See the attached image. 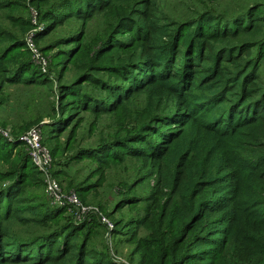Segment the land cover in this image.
Masks as SVG:
<instances>
[{"label":"trees","instance_id":"1","mask_svg":"<svg viewBox=\"0 0 264 264\" xmlns=\"http://www.w3.org/2000/svg\"><path fill=\"white\" fill-rule=\"evenodd\" d=\"M42 15L48 22L81 20L64 37L79 44L67 59L78 71L72 81L58 82L59 120L49 124H64L54 134L69 127L63 151L76 138L80 121L73 119L79 111L119 114L116 120L127 124V135L99 138L95 148H80L72 158L85 153L107 165L121 155L119 146L146 159L155 169L154 192H163L160 222L178 226L181 242L196 227L206 228L208 234L194 239L195 259L208 255L212 264H223L226 256H234L241 260L232 264H264V87L255 65L260 59L248 45L255 39L231 41L255 36L264 14L249 13L240 24L239 18L205 11L172 29L171 21L161 20L155 0H61ZM100 16L103 22L91 31L89 22ZM80 52L91 58L83 68ZM105 56L109 59L98 62ZM102 73L116 79L108 85ZM90 83L102 94H88L84 88ZM140 96L142 107L134 105ZM66 97L76 112L62 109ZM27 162L37 169L29 154ZM21 172L9 173V183L0 188V264H88L85 244L72 241L77 226L71 220L57 230L46 226L53 213L23 215L16 205L23 198ZM91 186L77 185L75 191L78 195ZM60 209L65 210L54 208ZM26 211L37 213L35 207ZM16 227L32 233L23 235ZM58 239L63 243L55 245Z\"/></svg>","mask_w":264,"mask_h":264},{"label":"rangeland","instance_id":"2","mask_svg":"<svg viewBox=\"0 0 264 264\" xmlns=\"http://www.w3.org/2000/svg\"><path fill=\"white\" fill-rule=\"evenodd\" d=\"M53 1L41 3L37 0H0V188L9 183V173L13 170L22 171L18 176L21 175L24 182L21 186L23 198L22 202L16 205L25 210L22 212L23 215L53 213L49 216L50 220H47L46 226L57 230L71 220L77 226L74 230L76 236L72 241L85 244L83 246L89 260L88 264H212L213 260L208 255L195 259V254L199 250L193 244L194 239L208 234L206 228L200 225L189 234H183L185 240L181 242L176 240V237L183 233L178 226L174 223L160 222L163 192H154L155 169L146 159L134 158L119 146L116 149L121 155L117 160H109L107 165L96 163L85 153L76 159L72 158L76 152L81 151L80 148H95L99 138L109 139L113 136L127 135V124L120 125L121 122L116 120L119 114L79 111L73 119L80 121L76 138L69 143L67 150L63 151V145L67 146L70 141L69 127L59 129L57 134H54L52 130L64 127V124L60 122L54 127L49 124L57 123L55 121L59 120L61 104L55 92L58 82L72 81L78 71V66H75L74 71L68 64V57L79 44L73 40L74 38L64 37L79 27L81 20L73 18L60 23L57 19L49 20L51 22L44 20L42 13L61 0L52 3ZM155 2L161 13V20L171 21L172 29L205 11L225 19H240L249 13L264 14V0H155ZM64 8L65 6L61 7L58 13ZM256 8L259 12L252 13L251 10ZM101 22L102 16L97 17L89 22L88 28L96 31ZM259 22L262 28L255 36L241 37L239 40L232 38L231 41L234 43L253 39L257 41H251L248 45L253 46L251 55L257 54V60L260 59L255 65L258 68V80L264 87V19H260ZM239 23L242 24L243 20L240 19ZM30 36L35 51L26 42ZM260 51L263 52L262 56ZM86 53L80 52L77 55V60L82 64L81 68L91 59L86 58ZM108 59L105 56L98 62ZM63 70L64 76L59 80L57 74ZM100 76L108 85L116 79L107 73ZM84 90L90 95L101 93L98 92V86L92 83L87 84ZM69 99L68 97L64 99L62 109L76 112L77 109L68 104ZM144 104L143 96L134 99L135 106L142 107ZM34 125L40 127L42 143L52 152L53 148H56L51 166L55 179L63 189L75 193L77 185L78 187H86L88 183L92 185L85 191H77L79 195L77 196L83 204L97 207L101 215L111 222V228L102 224L97 213L78 215L73 207L54 210L55 205L45 193L43 176L39 170L31 167L29 162L26 164L29 153L19 139ZM131 125L132 123L128 126ZM5 133L8 137L3 135ZM127 145L131 147L139 144L127 142ZM106 151L112 152L113 149L109 147ZM8 153L10 158L6 159ZM59 169L63 173L57 174ZM70 180L73 182L72 187H69ZM157 198L159 201L154 203L153 200ZM34 207L37 213L26 211ZM15 231L23 235L32 233L26 228L19 227H16ZM58 242L63 243L58 239L55 245H59ZM205 246L204 243L200 245L201 248ZM240 256L242 258V254ZM235 258L226 256L223 264H232Z\"/></svg>","mask_w":264,"mask_h":264},{"label":"built area","instance_id":"3","mask_svg":"<svg viewBox=\"0 0 264 264\" xmlns=\"http://www.w3.org/2000/svg\"><path fill=\"white\" fill-rule=\"evenodd\" d=\"M26 42L35 51L36 48L31 36ZM3 135L8 137L6 133ZM19 139L26 146L31 161L42 174L45 193L49 196L53 205L58 207H73L78 215L88 212L97 213L100 215L101 222L111 228V222L101 215L97 207L83 204L74 191L63 189L59 181L55 179L51 171L53 159L48 147L42 143L41 130L38 125L28 128Z\"/></svg>","mask_w":264,"mask_h":264}]
</instances>
